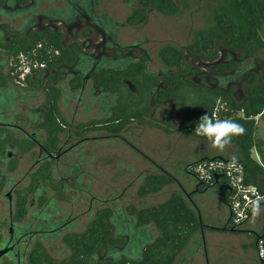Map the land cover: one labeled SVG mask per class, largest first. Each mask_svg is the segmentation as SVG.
Masks as SVG:
<instances>
[{
    "label": "flooded vegetation",
    "instance_id": "flooded-vegetation-1",
    "mask_svg": "<svg viewBox=\"0 0 264 264\" xmlns=\"http://www.w3.org/2000/svg\"><path fill=\"white\" fill-rule=\"evenodd\" d=\"M124 1L131 5L130 0ZM137 2L138 6L121 21L104 8L105 0H0V82H4L0 83V264H73L70 258L76 253L69 242L89 237L88 229L98 220L101 212L109 210V218L114 217L118 208L96 203L93 196L89 197L91 199L85 209H78L74 203L68 205L58 201L61 198L72 200L65 192L75 195L84 193L77 187L80 182L77 164L62 170L67 175L61 174L59 178L70 179L66 185L56 182L53 177L60 168L59 164H63L80 144L98 140V135L93 134L104 130L106 137L124 140L120 133L112 134L100 128V121L110 117L116 106L114 92H107L99 84L101 74L142 65L144 74L157 80L148 89L143 86L141 91L147 103L142 119L147 114L153 117V104L159 106L164 103L158 98L165 87V75L173 70L162 68L158 72L150 71V58L143 42L120 41L122 30L147 19L146 6L142 0ZM142 8L144 20L129 24V16ZM35 37H41V40L31 50L40 44L41 48H53L57 53L60 49L47 41L49 37H55L62 48L74 50L73 59L37 69L22 84H18L10 73L9 62L14 57H8L7 48H17L21 43L32 45ZM240 60L234 56L227 57L224 50L213 62L198 58V63L193 65L198 72L191 77V81L204 89L237 95L235 88L239 82L230 77L239 70ZM217 62H235V67L218 72L213 69ZM41 71L46 72L43 86L27 89L28 81L35 79ZM121 83L139 98L137 88L129 79L122 78ZM51 87L58 89L56 122L62 129L55 143L49 140L43 127L46 104L52 96ZM37 100V104L26 105L22 115L16 109L17 103ZM80 106L84 109L85 119L90 112L94 113L85 122L78 121ZM173 107L175 109V103ZM63 109L71 114L72 119L63 116ZM206 113L205 106L200 104L185 111L197 121ZM179 114H182L183 121L184 113ZM82 124L92 128L81 133ZM57 189L60 191L53 193ZM123 211L126 212L125 209ZM228 221L229 217L226 223ZM244 225L235 228L237 231H226L244 232ZM109 249L102 252L96 249L89 257L96 262L110 260L113 256Z\"/></svg>",
    "mask_w": 264,
    "mask_h": 264
},
{
    "label": "trees",
    "instance_id": "trees-1",
    "mask_svg": "<svg viewBox=\"0 0 264 264\" xmlns=\"http://www.w3.org/2000/svg\"><path fill=\"white\" fill-rule=\"evenodd\" d=\"M228 3L226 10L214 14L211 26L195 34V38L190 45L184 49L165 46L160 50V57L165 66L178 67V70L165 75V87L158 101H175L176 111L184 113L182 121L184 131L203 140L206 139L197 136L194 131L198 121L192 116L185 114V111L195 104H200L205 106L207 114L212 117L216 102L220 101L224 107L217 113L216 118L235 121L242 125L244 129V132L234 136L228 145H236L239 150V156L233 158V160L243 163L245 180L248 183L255 184L264 192V162L259 158L253 157V152L259 148L257 117L264 109V60L260 63L259 72H255L253 69L255 68V63H252L248 66V71L242 72L239 69L236 70L235 75L230 77L237 81L240 75H242V78L245 76L244 80L248 85L255 86L242 98L221 90L204 89L194 84L191 81V77L197 74L198 68L185 62L186 56H198L204 61L213 62L219 57L222 49L237 52L242 57H255L260 50L264 51V37L261 33L264 25V0H228ZM142 4L145 6L151 4L161 13L169 15L174 14L177 10L175 0H142ZM144 18L143 8L138 9L136 13L134 12L129 16L128 23L131 25L137 24ZM39 40H41V37H35L32 45L21 43L17 48H7L6 54L8 57L11 55L14 58L19 52L28 54L31 52V47ZM47 41L50 45L58 47L60 50L55 53L56 50L53 48L42 47L39 49L38 61H44L46 66L51 67L60 62L73 59L74 50L62 48L55 37H49ZM234 67L235 62L228 64L217 62L213 69L220 72ZM45 74L46 72L41 71L35 79L28 81L27 89L41 88ZM122 78L129 79L137 88L140 94L138 99L121 83ZM156 81L155 77L150 78L144 74L142 65H134L126 70L101 74L99 84L105 87L107 92H114L116 106L110 117L100 121V128L112 134H118L131 119H142L147 111V103L141 91H143V86L148 89ZM0 83L3 84L4 82ZM188 88H192L193 91L197 92L195 98H189L184 93ZM121 89L125 92L124 94H122ZM50 90H52V96H50L46 104L43 127L48 134L49 140L55 143L57 134L62 129L56 122L57 109L55 101L58 97V89L51 87ZM171 122V116H167L158 119L156 125L165 132L170 133L172 131ZM81 126V133L92 128L90 125L85 124ZM208 158L224 157L212 155L199 160ZM186 172L191 174L187 170ZM172 180H174V177L168 174L149 175L139 188V193L141 195L156 193L171 183ZM218 184H220V179L217 181L211 179L207 183L199 182L197 183V191L208 189ZM219 190L222 202L228 207V188L224 184ZM189 199L191 200V198ZM192 203L196 210L189 206L183 197L172 194L155 208L135 209L129 206L126 212L118 208L113 218H109L110 211L105 210L100 213L94 225L89 227V237L84 236L82 241L69 242L73 252L76 253V255L73 253L74 256L70 259L71 261L73 260V264H120L127 261H140L148 264H172L177 254L187 245L197 228L204 226L199 216L198 206L193 201ZM151 225H154L161 232L160 236L155 237L153 235ZM230 229L237 231L228 221L224 225L223 230ZM95 230L98 231L97 234ZM245 232L252 233L253 230H245ZM256 235L255 233V237ZM96 249L100 252L106 249L111 250L113 258L107 261H94L89 257V254Z\"/></svg>",
    "mask_w": 264,
    "mask_h": 264
},
{
    "label": "rangeland",
    "instance_id": "rangeland-1",
    "mask_svg": "<svg viewBox=\"0 0 264 264\" xmlns=\"http://www.w3.org/2000/svg\"><path fill=\"white\" fill-rule=\"evenodd\" d=\"M130 1L131 5L126 4L124 0H105L106 6L104 8L116 16L118 20L124 21L138 6L137 0ZM175 2L177 10L171 15L161 13L151 4L147 5L145 7L147 10L146 21L134 27H127L120 33L122 43H131L134 40L143 42V48L148 52L150 58V71L158 72L162 68L165 71L178 70V67L165 66L160 57V50L165 46L184 49L193 42L198 31L207 29L212 25L213 16L216 12L226 10L229 5L228 0H175ZM261 33L264 37V25ZM225 55L240 58L239 69L242 72L248 71V66L252 63H255V68H253L255 72H259L260 63L264 60L263 50H260L255 57L241 58L240 55H232L226 50ZM198 58V56H186L185 61L187 64L195 65L198 63ZM239 77L237 80L239 85L235 90H237V95L242 98L255 86L248 85L244 80L245 76L242 78L240 75ZM121 92L122 94L125 93L123 89ZM184 93L189 98H195L197 92L188 88ZM37 103H39L38 100L29 103H17L16 109L22 115L25 113L24 107L26 105ZM174 103L175 101L168 100L159 106L153 104L154 118L147 114L141 120L133 119L130 121L119 132L121 139H124L123 141L114 137H106L107 133L103 130L99 134H93L94 136L98 135V140L84 142L74 149L70 154L71 156L63 161V164H59L60 168L53 178L56 182L66 185L70 179L59 178L61 174L67 175L62 170L71 167L72 164H77L80 171L77 177L80 182L77 187L83 189L84 193L75 195L65 192V194L70 195L72 200L61 198L58 201L68 205L74 203L78 209H85L91 199L89 197L93 196L94 202L103 203V205L111 204L114 208L120 207L125 210L129 206L135 209L155 208L173 193L180 192V189L173 182L156 193L141 195L139 188L147 176L160 173L172 174L177 177L179 183L193 187L195 179L184 171L183 164L185 162L201 154L218 153L224 156L234 155V158L239 156L236 145L218 150L213 148L207 140L196 138L185 132L182 128V114L175 111ZM62 112L65 118L72 119L69 112L65 113L64 109ZM77 112L79 122L87 121L88 118H91V114H94L90 112L88 118L85 119L84 109L82 110L81 106ZM167 116L172 118V131L170 133L156 126V119ZM89 136L92 134L89 133ZM257 139L259 148L253 152V157L264 162V109L257 117ZM236 155L238 156L236 157ZM24 159L27 160L28 158L25 157ZM224 181L221 178L220 184L213 187L219 189L225 184ZM56 191L60 190H53V193ZM215 193L216 191L210 190L206 194H196L192 198L197 203L199 216L204 225L202 232L205 245V253L197 254V250L196 253L195 249L192 250V254H196L197 257L195 264H262L257 261L254 242L252 243L250 240L251 238L253 241L255 240V233L257 234V229L260 228L264 220V206L262 205L263 207L254 212L255 221L251 222L250 218L245 222V230L248 224H254V229L251 228L252 233L245 232L243 236L224 232L219 234L208 227L210 221L223 224L226 215V207ZM155 231L157 230L155 229ZM154 234L157 235L158 231ZM209 236L211 239L208 240Z\"/></svg>",
    "mask_w": 264,
    "mask_h": 264
},
{
    "label": "built area",
    "instance_id": "built-area-1",
    "mask_svg": "<svg viewBox=\"0 0 264 264\" xmlns=\"http://www.w3.org/2000/svg\"><path fill=\"white\" fill-rule=\"evenodd\" d=\"M41 45L38 44L30 53L19 52L15 58L9 62L11 76L13 80L22 84L24 80L37 70L45 68L44 61H38ZM224 105L217 101L213 109L212 116L217 117V113ZM199 182L207 183L215 179L218 175L223 178L229 192V221L234 228L242 226L248 221L255 210L264 205V192L255 184L245 180V169L242 162L227 158H208L198 160L186 166ZM256 256L264 264V221L257 231L254 241ZM120 264H148L140 261H127Z\"/></svg>",
    "mask_w": 264,
    "mask_h": 264
},
{
    "label": "crops",
    "instance_id": "crops-1",
    "mask_svg": "<svg viewBox=\"0 0 264 264\" xmlns=\"http://www.w3.org/2000/svg\"><path fill=\"white\" fill-rule=\"evenodd\" d=\"M129 123H127L126 125H128ZM235 154H236V152H235ZM212 155L222 156V157L227 158V159H233L234 158V155L224 156V155L218 154V153H214V154H210V155L201 154V155H199L197 157H193L189 161L185 162L183 164L184 171L186 172V166L187 165H189V164H191L193 162L198 161L200 158L210 157ZM237 156L238 155H236V157ZM186 173L189 174L188 172H186ZM160 174H163V173H160ZM153 175H158V174H153ZM168 175H172V174H168ZM189 175H191L195 179V182H194V186L193 187H191V186L188 187V185H186L184 183H182V184L179 183L178 180H177V177H175L174 175H172L174 177V180H172L171 183L175 182V184H177V186L180 189L179 190L180 192L173 193V194H177V195L183 197L186 200L187 204L189 206H191L194 210H196V209L193 206V203H192L193 199L192 198L196 194H198V195H201L203 193L206 194V193H208V191L214 190V191H216L215 195H217L219 197L220 201L222 202V200H221V193H220V190L218 188L210 187L208 189H205L203 192H199V191H197V183H199V181L192 174H189ZM186 193H189V195H187ZM189 198H191L192 201ZM193 202L197 205V203L195 201H193ZM263 206L258 207L255 210V212L258 211ZM225 207H226L225 208L226 215L224 216V223L223 224L222 223L221 224H218V223H215L216 221H212V222L210 221L209 224H208V227L213 232H216V233H219V234L224 232V233L235 234L237 236H243L244 235L243 233H245V231L244 232H240V233H235V232H227L226 230L221 229L222 227H224V225L226 224V221L228 220V217H229L228 207L226 205H225ZM254 217H255V214H253L252 217H251V220L250 219L249 220L251 222L252 221H255ZM253 226H254V224H252V225L251 224L250 225L248 224L246 231H249V229L253 228ZM202 228L203 227H201V226H199L197 228V230L194 232V234L192 235V237L189 239L187 245L177 254V256L175 258V261L172 264H195L197 262V260H196L197 257H196V254L195 255L192 254V250L193 249H195V253H196V250H197V254L198 253H201L202 254L203 252L205 253L204 236H203ZM155 229L158 231V234L157 235L154 234L155 232H157V231H155ZM151 231H152L153 235H155V237H158L161 234V232L154 225H151ZM257 231H258V229H257ZM246 233H249V232H246ZM207 239L209 240V239H211V237L209 236ZM250 242H252V243L254 242L252 238H251ZM257 261H259V260H257ZM257 264H259V263H257Z\"/></svg>",
    "mask_w": 264,
    "mask_h": 264
},
{
    "label": "clouds",
    "instance_id": "clouds-1",
    "mask_svg": "<svg viewBox=\"0 0 264 264\" xmlns=\"http://www.w3.org/2000/svg\"><path fill=\"white\" fill-rule=\"evenodd\" d=\"M197 136L205 138L213 148L223 150L233 137L244 132L243 126L232 120L210 117L207 113L199 118L194 129Z\"/></svg>",
    "mask_w": 264,
    "mask_h": 264
},
{
    "label": "water",
    "instance_id": "water-1",
    "mask_svg": "<svg viewBox=\"0 0 264 264\" xmlns=\"http://www.w3.org/2000/svg\"><path fill=\"white\" fill-rule=\"evenodd\" d=\"M218 178H219V176H218V175H216V176H215V181H217V180H218ZM221 229H224V227H222ZM230 231H233V229H230ZM0 255H1V253H0Z\"/></svg>",
    "mask_w": 264,
    "mask_h": 264
}]
</instances>
